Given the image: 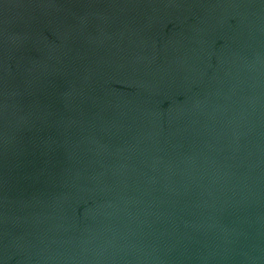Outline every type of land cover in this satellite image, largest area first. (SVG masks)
I'll return each instance as SVG.
<instances>
[{
    "label": "water",
    "instance_id": "95a60500",
    "mask_svg": "<svg viewBox=\"0 0 264 264\" xmlns=\"http://www.w3.org/2000/svg\"><path fill=\"white\" fill-rule=\"evenodd\" d=\"M0 264H264V0H0Z\"/></svg>",
    "mask_w": 264,
    "mask_h": 264
}]
</instances>
